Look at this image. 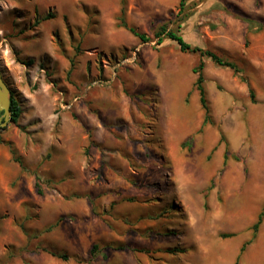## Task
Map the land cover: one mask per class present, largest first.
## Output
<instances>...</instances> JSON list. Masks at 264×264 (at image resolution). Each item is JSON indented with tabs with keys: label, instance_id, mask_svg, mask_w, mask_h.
Segmentation results:
<instances>
[{
	"label": "rangeland",
	"instance_id": "1",
	"mask_svg": "<svg viewBox=\"0 0 264 264\" xmlns=\"http://www.w3.org/2000/svg\"><path fill=\"white\" fill-rule=\"evenodd\" d=\"M178 3L0 0V264H264V0ZM163 25L240 70L205 60L207 124Z\"/></svg>",
	"mask_w": 264,
	"mask_h": 264
},
{
	"label": "trees",
	"instance_id": "2",
	"mask_svg": "<svg viewBox=\"0 0 264 264\" xmlns=\"http://www.w3.org/2000/svg\"><path fill=\"white\" fill-rule=\"evenodd\" d=\"M189 1L190 0H179L177 16H183V19L189 16L187 14H184L187 11V8H188L187 4ZM123 3H124V0H122V4ZM123 14H124V11L122 9V11H121V23H122L121 27L128 30L134 37H136L143 44L152 42V39L147 37L145 34L137 32L133 28L127 27V25L123 21ZM50 18H52V16L48 15L45 18V20L50 19ZM179 29H180V27H177V30H167V25H163L161 28H159V31L156 34H154L155 39H157L156 44L160 45V44H162L164 39H168L172 42H175L177 44L179 50L182 53H191V54H196L199 56V58H200L199 62L192 69V72L196 76V80L194 83V89L198 94L199 104L201 106V109L204 112L203 124H207L209 122V106H208L206 91H205V88L203 85L204 84L203 72L205 69V60H209L215 66H218L221 68H228V69L232 70L235 74H239L240 70L235 65V63H233V62H231L225 58L220 57L217 53L210 51V50L202 49V48H199L196 46H191L190 44H188L183 39V37L179 34ZM249 92H250V99L252 100V102H254V94L250 88H249ZM10 100H11L10 101V113H11L10 123L13 126L17 127L19 119L21 117V113H22L21 107L19 105V102L17 101V99L15 98V96L13 94H12ZM0 130H2V129H0ZM11 155H12V157H14V161L16 163H18L21 168H23V163L19 158L15 157L14 150H11ZM34 181H35L34 187L40 193L42 182L39 181V178H36V180H34ZM262 219H264V205H263L261 213L258 215L257 223L254 224L252 227L254 232L257 231ZM226 237H228V236H226ZM97 249H98L97 244H94L91 247V249L89 251V255L91 258L94 257ZM243 251H244V247L241 248L240 253H242ZM52 255L54 257H58L59 259L66 260V255H56V254H52ZM236 264H237V262H236Z\"/></svg>",
	"mask_w": 264,
	"mask_h": 264
},
{
	"label": "water",
	"instance_id": "3",
	"mask_svg": "<svg viewBox=\"0 0 264 264\" xmlns=\"http://www.w3.org/2000/svg\"><path fill=\"white\" fill-rule=\"evenodd\" d=\"M12 93L2 79L0 73V128H4L11 118L10 113V99Z\"/></svg>",
	"mask_w": 264,
	"mask_h": 264
},
{
	"label": "bare ground",
	"instance_id": "4",
	"mask_svg": "<svg viewBox=\"0 0 264 264\" xmlns=\"http://www.w3.org/2000/svg\"><path fill=\"white\" fill-rule=\"evenodd\" d=\"M249 207H250L249 205L246 206V210H244L245 212L243 211V214L251 215V214H249V209H248ZM247 218H249V217H247ZM249 220H250V218H249ZM244 224H246V223L243 222V219H236L235 218L234 220L227 221L226 226L228 228H231V227L233 228V227H238V226L244 225Z\"/></svg>",
	"mask_w": 264,
	"mask_h": 264
}]
</instances>
